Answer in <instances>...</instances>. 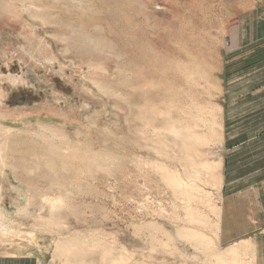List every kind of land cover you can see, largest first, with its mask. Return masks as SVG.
<instances>
[{"label": "rangeland", "instance_id": "obj_1", "mask_svg": "<svg viewBox=\"0 0 264 264\" xmlns=\"http://www.w3.org/2000/svg\"><path fill=\"white\" fill-rule=\"evenodd\" d=\"M5 1L23 14H5ZM31 1L0 0V76L21 78L0 106L18 111L10 125L27 130L14 147L27 162L0 178V206L12 215L1 219L11 230L0 232V264H252V217H240L252 203L228 201L223 163H204L222 157L219 78L252 70L264 0H35L48 12L36 19L24 10ZM71 26L89 33L90 48ZM54 129L105 157L92 166L58 158L57 177L41 178L50 170L34 162L46 158L40 144L45 133L59 136ZM44 192L60 194L56 208ZM235 243L238 252L226 257Z\"/></svg>", "mask_w": 264, "mask_h": 264}, {"label": "crops", "instance_id": "obj_2", "mask_svg": "<svg viewBox=\"0 0 264 264\" xmlns=\"http://www.w3.org/2000/svg\"><path fill=\"white\" fill-rule=\"evenodd\" d=\"M255 30L256 26L252 43L258 46L252 49V70H224L219 78L223 124L220 186L231 203H252V214L240 217H252L250 238L258 254L252 264H264V35Z\"/></svg>", "mask_w": 264, "mask_h": 264}, {"label": "bare ground", "instance_id": "obj_3", "mask_svg": "<svg viewBox=\"0 0 264 264\" xmlns=\"http://www.w3.org/2000/svg\"><path fill=\"white\" fill-rule=\"evenodd\" d=\"M23 1V4L24 5H26V3H27V1L28 0H22ZM34 1L35 0H32L31 1V5L27 8L26 6H24L25 7V11L28 13V15L30 16V17H32V18H35L36 19V17H38L39 16V14L41 15V16H43V15H45V14H47L48 12H44V11H42V10H40V9H38L36 6H35V4H34ZM1 5V4H0ZM1 11H3L5 14H19V13H22L23 14V12L22 11H19L18 12V10H15V8H14V6L13 5H11L10 3H6V1H5V3H3L2 4V10ZM71 28H72V33H73V35H74V37L76 38L77 36H81L82 38L81 39H86L85 41H84V43H81L82 44V47L83 48H90V46H89V42L92 40H94V39H91L90 38V35H89V33H87V32H85L84 30H82L81 28L80 29H78L76 26H71ZM91 40H90V39ZM77 39V38H76ZM74 42H75V40H74ZM46 47V49H48L47 48V45L45 46ZM54 58V57H53ZM8 63V62H7ZM99 63V62H98ZM98 63H93L92 61H90V65L89 66H95L96 64H98ZM99 65V64H98ZM97 66V65H96ZM101 66V65H100ZM102 70H105V72H103V74L104 75H106L107 76V74H106V69L104 68V69H102ZM109 72V71H108ZM109 76V75H108ZM4 79H6L5 77L3 78V77H1L0 76V104H3V102H4V98H5V94H6V92H7V90H9V87H11V86H15L16 85V83L17 82H19V81H21V78H20V80H19V77H17L16 75H14V76H10L9 78H8V81H5ZM91 81L93 82V84H95V86H97L104 94H106V95H110V96H113V97H121V98H124V95H123V93L122 94H120L119 93V90L118 89H116V88H113L111 85H109V84H107V83H104V81L103 80H99L98 78L97 79H91ZM2 107H4V106H0V178L1 177H6L7 176V173H8V170H10V169H14L15 167H18V165H19V163L22 161V162H27V158L26 157H24V156H21L19 159H17V156H16V154H15V151H14V147L16 146V144H18L19 143V141H17V139H19V137L20 136H17L22 130L24 131V132H27V130H24V129H18V130H16V128H14V127H12L10 124L12 123V120L10 119L11 118V115H13V114H17V112L18 111H16V110H11V109H6V108H2ZM16 109H18V108H16ZM19 109H21V108H19ZM18 109V110H19ZM54 111V110H53ZM19 112H20V110H19ZM16 116V115H15ZM18 117V116H17ZM25 121V120H24ZM24 123V125H26V124H28V122L27 121H25V122H23ZM23 125V126H24ZM29 125V124H28ZM40 125H43V124H40ZM44 126V128L45 127H47V132H48V129H50V132H52L51 131V128H55V126L54 127H52V126H49V125H43ZM173 130L175 131V133H181V135L183 136V138L184 137H187V135H185L186 133H189L188 132V130L186 129V128H184V130H186V132L185 131H178V128L174 125V122H173ZM20 128H22V127H20ZM26 129H29V126L26 128ZM181 129V128H180ZM42 130H43V128H42ZM63 130V129H62ZM31 131V130H30ZM32 131H33V129H32ZM35 131V130H34ZM65 131V130H64ZM43 132V131H42ZM62 134H59V133H57V131H56V129H54L53 130V133H55V136H58V137H54V138H52V136L50 137V136H48V135H46V133L45 132H43V133H45L44 134V136H45V139H44V142L43 143H41L40 144V142H39V140H37L38 142H36L35 144H40V146H41V150L43 151V152H46L45 153V155H47V156H49V157H51V158H49V157H47L46 156V158H45V156H44V158H42V159H38L37 157V160L34 162L35 164H34V167H35V170H37V168H40L41 166H43L44 167V165L45 166H47V168L50 170V171H46V174H42L41 175V178H43V179H51V181L53 180V179H55L56 177H57V167H56V165H58V163H57V159L58 158H62L63 160H65L64 158H66V161H68L69 159H73V160H75V161H77L78 159L79 160H81V161H83V162H86V163H89V165H90V163H91V166H92V163H97V164H100V160L99 159H102L103 160V158L105 157V150L104 151H100V152H95L91 147L89 148L88 146H84V147H79V146H76V144L74 143V144H71V143H73L72 142V140H70V138H69V135L68 134H66V132H62V131H60ZM31 133V132H30ZM154 133V132H153ZM159 133V132H158ZM33 133H31L30 135H32ZM54 135V134H53ZM39 136V135H38ZM37 136V137H38ZM40 137V136H39ZM189 137H191V138H194V135L192 134V133H190V135H189ZM21 138V137H20ZM32 138V137H31ZM34 138H35V136H34ZM150 138V137H149ZM23 139H24V137H23ZM28 140H29V138H27ZM36 139V138H35ZM159 138H152L151 140L153 141V140H155L154 142H156L157 140H158ZM197 139V138H196ZM160 140V139H159ZM158 140V141H159ZM25 141V140H24ZM24 141H23V143H24ZM29 143H30V141H29ZM33 143V146H34V142H32ZM89 143V142H88ZM27 144V143H26ZM185 144H186V141H183V146L185 147ZM23 145V144H22ZM92 145V144H91ZM91 145H89V146H91ZM19 146H21V145H19ZM35 147V146H34ZM39 148V147H38ZM30 149V148H29ZM32 150V149H31ZM67 152V151H69V153H68V155H64L65 153H63V152ZM27 153H29V152H27ZM32 154V152L30 153V155ZM108 154V153H107ZM44 155V154H43ZM42 155V156H43ZM29 156V155H28ZM34 156H35V154H34ZM41 156V155H40ZM39 157V156H38ZM35 158V157H34ZM33 158V159H34ZM67 158H69L68 160H67ZM17 159V160H16ZM32 159V158H31ZM32 159V160H33ZM63 160H61V162H63ZM78 160V161H79ZM29 161V160H28ZM33 162V161H32ZM72 162H74V161H72ZM64 163H66L65 161H64ZM63 163V164H64ZM69 163H70V160H69ZM80 163V162H79ZM31 165H32V163H31ZM60 165L62 166V164L60 163ZM67 165V164H66ZM72 165V164H71ZM158 166L157 167H159V168H161V169H163V170H165L164 168H166L165 167V165H161L160 163H158L157 164ZM204 165H205V167L206 168H208V167H214L215 165H218V166H221V158H219V159H217V160H215V161H211L210 163L208 162L207 164L206 163H204ZM30 166V165H29ZM74 166V165H73ZM31 167V166H30ZM34 167L32 166L31 168H30V170H32V172L34 171L33 169H34ZM101 167V166H100ZM42 168V167H41ZM45 169H46V167H44ZM43 168V169H44ZM215 168V167H214ZM44 169V170H45ZM82 169V168H81ZM166 169H168V168H166ZM42 170V169H41ZM59 170V169H58ZM77 170H78V168H77ZM38 171V170H37ZM34 173V172H33ZM37 173V172H36ZM9 174V173H8ZM13 174V173H12ZM58 174H60L59 172H58ZM166 177L168 178V180H169V182L172 184V185H174V187L175 188H178V189H182L183 188V186H184V181H183V179L181 178V175L180 174H176V173H174L173 171H166ZM9 176V175H8ZM58 177H60L59 175H58ZM61 178V177H60ZM59 180V179H58ZM48 181V180H47ZM55 182H57L56 180H55ZM60 181H58L57 183L58 184H60L59 183ZM62 183V182H61ZM58 184H55V185H58ZM185 185H186V182H185ZM189 187H190V184L188 185ZM185 187V186H184ZM192 189V188H191ZM191 189H189V190H191ZM0 190H1V186H0ZM18 190H21L20 188H18ZM189 190H186V191H188V193H190V191ZM184 191H185V189H184ZM197 191V190H196ZM198 192V191H197ZM186 193V192H185ZM187 193V194H188ZM199 193V192H198ZM191 195V194H190ZM203 195V194H202ZM205 195V194H204ZM203 195V196H204ZM42 197H43V201H49V204L51 203V206H52V208L54 209V208H56L57 207V205H58V203H59V200L61 199L60 198V194L59 193H54V195H51V194H49L48 192H44L43 193V195H42ZM0 202H1V197H0ZM209 202V201H208ZM61 204V203H60ZM214 204V203H213ZM61 207V206H60ZM59 208V207H58ZM12 215H10V212L6 209V208H4V207H1L0 206V232H2V233H8L11 229H9V225H7L6 223H4L1 219L2 218H9V217H11ZM195 218V217H194ZM10 222H12V219H10L9 220ZM187 230V229H186ZM185 230V231H186ZM191 232H192V230H190ZM188 232V231H187ZM199 234V233H198ZM196 235V234H195ZM197 236V235H196ZM201 237V239L200 240H202V237L203 236H200ZM206 240V239H205ZM82 241V240H81ZM246 244H249V243H253V242H250L249 240H247V239H244L243 240ZM205 242V241H204ZM210 243V242H209ZM208 243V244H209ZM69 244V243H68ZM71 244V243H70ZM204 244V243H203ZM238 244V243H237ZM241 244V243H240ZM239 244V245H240ZM238 245V246H239ZM253 245H255L254 243H253ZM213 246V245H212ZM241 246H242V244H241ZM247 246H249V245H247ZM251 247V246H250ZM213 248V247H212ZM252 248V247H251ZM70 249V248H69ZM244 250H245V248H244ZM243 251V250H242ZM256 251V250H255ZM238 252V247H237V245H236V243L234 244V245H231V246H228V247H226L225 249H224V252L223 253H225L226 254V257H228V256H230V257H232V255H234V254H236ZM81 254H85L86 252H80ZM209 253V252H208ZM222 253V254H223ZM241 253H243V252H241ZM221 256V255H220ZM123 257H125V256H119L118 257V259H116V260H119L118 262H122V260H123ZM235 257V256H234ZM81 258V257H80ZM220 258H222V257H220ZM233 260V259H232ZM167 261V260H166ZM114 262V261H113ZM117 262V261H116ZM123 263V262H122ZM136 263V262H135Z\"/></svg>", "mask_w": 264, "mask_h": 264}]
</instances>
